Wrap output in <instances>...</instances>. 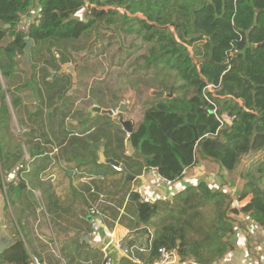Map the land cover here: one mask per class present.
Listing matches in <instances>:
<instances>
[{"label":"trees","instance_id":"trees-1","mask_svg":"<svg viewBox=\"0 0 264 264\" xmlns=\"http://www.w3.org/2000/svg\"><path fill=\"white\" fill-rule=\"evenodd\" d=\"M33 2L0 0V76L4 79L3 83L0 79V92H4L0 100V199L6 193L22 232L23 213L36 209L44 217L61 213L71 227L75 223L62 212L77 207L75 200L80 197L79 205L91 214L90 202L111 186L116 192H129L136 226L141 229L136 231L139 235L131 234L122 242L138 253L143 264H154L159 248L175 251L182 262H216L234 249L231 237L239 213L264 231V44L260 45L264 42V0H37L39 22L25 33L17 31V22ZM89 4L93 6L87 17H76ZM101 25L140 41L137 47L144 51L134 59L133 72L148 75L166 94H154L138 116L132 115L135 122L128 135L132 154H126L124 130L113 128L104 114L116 141L106 155L129 173L155 168L171 182L180 180L187 168L208 160L228 173L238 172L243 185L235 201L247 198L243 205L235 206L223 186L213 188L205 181L187 185L171 197L142 202L127 186L123 171L96 164L100 140L87 110L93 102L84 110L77 108L76 99L67 96L64 76L50 78L49 68L59 69L56 57L52 58V43L79 41ZM27 37L33 40L31 78L18 68ZM46 44L48 56L36 58ZM59 57L62 63L71 62L64 54ZM90 88L92 99L103 108L115 109L128 101L99 85ZM106 93L113 105L105 101ZM25 96L28 104H24ZM22 109L25 118L20 115ZM131 111L128 102L125 112ZM12 115L19 132L12 128ZM69 119L83 125L79 133L85 134L84 139L67 137L71 132L64 126ZM65 142L87 150L92 155L88 170L97 167L102 177L80 186L87 199L71 187L66 200L60 199L46 178L56 160L49 145L61 148ZM36 186L39 195L34 192ZM3 210L9 217L6 202ZM78 217L82 225L69 229L64 238L89 232L90 221ZM14 236L0 252V264H34L16 229ZM58 250L63 257L64 248Z\"/></svg>","mask_w":264,"mask_h":264},{"label":"crops","instance_id":"crops-1","mask_svg":"<svg viewBox=\"0 0 264 264\" xmlns=\"http://www.w3.org/2000/svg\"><path fill=\"white\" fill-rule=\"evenodd\" d=\"M71 95L72 92L67 94V96ZM29 102V99L25 96L24 104H28ZM34 102L35 101H33V103ZM78 102L79 100H76V106ZM100 107L103 108L102 106ZM126 114L125 112V118ZM20 115L24 118L26 117L24 109L21 110ZM91 115L94 126L98 128L97 139L99 138L100 140V145L97 150L98 158L100 151L105 159L112 158L105 153L108 149L111 150L116 142L113 130L107 129L105 125V121L109 120V118H105L103 113ZM109 117L113 128L120 126L116 119L111 115H109ZM16 126L18 127L17 123ZM64 127L71 132L68 134V138L78 137L79 139H84L85 134L79 133L82 131L83 125L80 126L77 120H66ZM120 128L122 127L120 126ZM26 130L28 129H22V131ZM17 131L19 132L20 129L18 128ZM125 134V143L127 144L128 134L126 132ZM49 148L51 150L50 155L54 154L56 160L52 163V168L46 178H48L51 183V190L54 195L63 200L66 197L65 194L68 192L69 187H71L73 190H76L77 195L83 193L84 197L87 199L88 196L80 186L88 184L93 179H102L101 175H98L99 172H96L98 169L97 167L92 169V171L88 170L90 168L88 163L91 162L92 155L81 146H78L77 143L67 146L65 142L61 148L55 145H49ZM74 154H80V157ZM126 154H129L128 151H126ZM79 163H81L80 166H78L80 169H77ZM96 164L109 163L101 162L99 158ZM78 174H81V176L78 177ZM230 174L231 173L226 172L223 168H220L216 163L208 160H201L197 165L187 168L182 178L177 182H172L169 186L163 184L154 173L147 169L143 170L141 174H132L134 180L129 181L130 184L127 186L129 188L135 186L140 193L148 195L153 199L168 198L187 185L197 184L200 181H205L213 188L223 186L222 188L227 191L229 190L227 187V180ZM10 177H12V174H10ZM113 187L114 186L109 187L107 193H102L103 200L98 203L100 213L98 215H91L90 220H88L90 221L89 232L81 233L79 236H73L71 238H64L61 236H64L69 229L74 231L79 225H82L78 216L83 218L85 214H88L83 206L79 205L81 201L80 197H78L79 201L75 200V204L78 205L77 207H70L69 211L62 212L69 217L71 223H75L71 225V227L65 221L64 217L60 215L61 213L57 212L53 215L50 214L44 217L40 214L41 210L36 209L23 213L21 221L24 225V231L22 232L16 220L13 206L10 205L7 195L4 193V199H0V238L6 237L15 239L14 233L16 229L25 241L31 257L34 255L39 259L40 264H105L109 258L104 249L99 247V244L105 236H109L114 242V246L118 249L119 254H123L120 252L116 243L129 238L131 234H138L136 233L137 229H141V225L136 226V212L130 205L129 192H116ZM35 190L39 192L37 186L34 187V192ZM72 198V194H69L67 197L69 200ZM96 201L90 202V205ZM246 201L247 198L240 202L234 199V204L237 202L235 206L239 207ZM5 202L8 206L9 217H6L7 214H5L3 210ZM77 210H80V214ZM234 218L236 221V230L231 237L234 249L212 264H264V231L246 214L239 213L235 215ZM82 227L84 228V226ZM52 230L60 236V238L57 239L58 242L54 237L52 239ZM84 235H87L86 242L82 239ZM59 246L64 248L63 257L59 255ZM56 254H58L57 257L60 260L58 263L54 259ZM137 254L136 251L132 250L127 256L143 264L138 259ZM175 264L198 263H195L191 259L182 262L178 258Z\"/></svg>","mask_w":264,"mask_h":264},{"label":"rangeland","instance_id":"rangeland-1","mask_svg":"<svg viewBox=\"0 0 264 264\" xmlns=\"http://www.w3.org/2000/svg\"><path fill=\"white\" fill-rule=\"evenodd\" d=\"M92 6V4H89L80 9L76 13V17L85 19ZM118 10L122 12L123 8H118ZM111 28L114 27L112 26ZM139 44L140 41L137 38L134 39L133 37L126 36L123 32H120V29L118 33L116 30L111 31L101 25L98 27L97 31L84 35L79 41L52 43V48L50 50L52 52V58L56 57L57 60V58L60 59L59 55L64 54L71 61L65 64L70 63L76 68L78 80L73 90L71 87L72 81L70 75L66 73L61 74L67 82V94L72 92V95L69 97L79 100L77 108H82L84 110L85 107L87 108V104H90V101L93 102L90 106L97 104L92 99L90 87L99 85L101 90L110 89L112 93L124 97L128 102H131L132 111L129 115L126 114V118H133L135 120L132 115L138 116L141 110L147 105L146 102L153 99V91H158L157 81L152 80L148 75H143L141 72H133L135 68L133 63L134 59L144 51L141 47H137ZM46 46L47 44L44 46V51L39 56H36V58H39L42 54H44V57L48 56ZM127 50H129V53ZM33 62L32 60L31 77L34 72ZM19 69L22 70L21 68ZM22 71L27 78H31L24 70ZM53 72V77L61 75L57 69H53ZM0 79L3 83L4 79L1 76ZM94 93L100 96L99 91L97 92V90H94ZM108 97L109 94L106 93L105 101L113 105L115 102H113V100L110 102ZM6 99L9 101L8 96ZM115 109H117V107ZM16 123V119L14 115H12V128L14 131L18 129ZM25 151L26 149L24 147V152ZM246 159L247 158H244V162ZM242 185L243 181L238 177V172L229 175L227 180V187L229 190H227V192L232 195L233 199H236ZM35 193L39 195L37 190H35ZM236 204L237 202L235 205ZM53 237L56 239L58 235L52 230V239Z\"/></svg>","mask_w":264,"mask_h":264},{"label":"water","instance_id":"water-1","mask_svg":"<svg viewBox=\"0 0 264 264\" xmlns=\"http://www.w3.org/2000/svg\"><path fill=\"white\" fill-rule=\"evenodd\" d=\"M9 26V25H6ZM25 45L23 47V59L22 62L19 65V68H21L22 70H24L26 72V74L28 76H30L32 74V60H31V52H30V48L33 46V40L31 38H25ZM264 42H262L260 45H263ZM57 61L60 62V59L57 58ZM50 72V78H52L53 74V70L50 68L49 69ZM59 72L60 73H66L68 75H70L71 77V81H72V90L73 88L76 87V83L78 80V73L76 71V68L74 65L68 63H61L60 67H59ZM31 77V76H30ZM154 94L157 95H166L165 92L163 90H158V91H153ZM4 95V92H0V100L2 99ZM168 96H172V93L169 92ZM128 102H121L117 109L116 112H113L111 108H101L100 105L98 104H94L91 105L88 108V111L91 114H96V113H103V114H108L111 115L114 119H116L118 121V123L120 124V126L122 127V129L129 135L132 130H133V126H134V122L135 120L133 118H125L124 117V113H125V109L127 107ZM195 139H198V136L195 134ZM127 149H128V153L132 154L133 153V147L131 142L129 141V139H127ZM99 158L101 162H105V163H109L111 164V166L113 165H121L117 160L113 159V158H107L105 159L104 156L102 155V152H99ZM122 170L124 172V180L125 181H133L134 180V176L129 173L126 168L124 167V165H121ZM83 218L90 220L91 218V214H85L83 216ZM82 239L86 242L87 241V235H84L82 237ZM14 241V239H9L6 237H1L0 238V252L4 251L12 242ZM99 247L104 249V251L106 252L110 263L109 264H140V262L134 260L132 257L124 255V254H119L118 249L114 246V242L110 239L109 236H105L101 243L99 244Z\"/></svg>","mask_w":264,"mask_h":264},{"label":"built area","instance_id":"built-area-1","mask_svg":"<svg viewBox=\"0 0 264 264\" xmlns=\"http://www.w3.org/2000/svg\"><path fill=\"white\" fill-rule=\"evenodd\" d=\"M34 1L35 2H33V5L29 8V10L17 22L16 24L17 31L25 33L27 32L29 26H31L32 24H37L39 22V17H40L39 7L36 2L37 0H34ZM209 88H211V86H209ZM115 110L112 109L113 112H115ZM112 168L117 172L123 171L121 165H113ZM147 170H150L152 173H154L156 177L158 178V180H160L163 184L167 186L172 184L170 180L160 176L155 168H151ZM15 180L17 181L18 178H15ZM130 190L131 192L138 193L140 196V201L142 202L151 203L154 200L150 196L140 193L139 190L135 186L131 187ZM102 200H103V196L102 194L99 193L97 196V201L91 204L89 207L90 213L92 215H98L100 213L99 208H98V203ZM116 245L118 246L120 252L126 255H129L131 251L133 250L131 247L126 246L121 241H118ZM158 253H159V257L154 264H175L178 261V255L176 254L175 251H170L165 248H159ZM32 260L34 264H40L39 261L36 259V257H32ZM109 263H110V260L108 259L105 262V264H109Z\"/></svg>","mask_w":264,"mask_h":264},{"label":"flooded vegetation","instance_id":"flooded-vegetation-1","mask_svg":"<svg viewBox=\"0 0 264 264\" xmlns=\"http://www.w3.org/2000/svg\"><path fill=\"white\" fill-rule=\"evenodd\" d=\"M57 61V60H56ZM58 62V61H57ZM62 62L60 61V62H58V66L60 67V64H61ZM57 70H59V69H57Z\"/></svg>","mask_w":264,"mask_h":264}]
</instances>
